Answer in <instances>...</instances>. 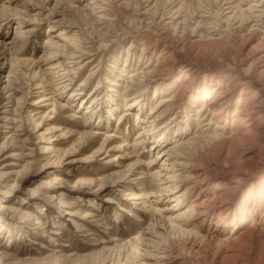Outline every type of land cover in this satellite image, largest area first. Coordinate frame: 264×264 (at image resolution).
<instances>
[{
    "label": "rangeland",
    "instance_id": "1",
    "mask_svg": "<svg viewBox=\"0 0 264 264\" xmlns=\"http://www.w3.org/2000/svg\"><path fill=\"white\" fill-rule=\"evenodd\" d=\"M263 51L264 0H0V92L12 102L0 106V264L248 260V239H231L254 225L251 210L264 214V160L251 155L264 129L240 142L235 116L257 89L233 85ZM83 52L80 71L66 67ZM160 64L163 80L138 86ZM205 171L204 223L200 190L176 196Z\"/></svg>",
    "mask_w": 264,
    "mask_h": 264
},
{
    "label": "bare ground",
    "instance_id": "2",
    "mask_svg": "<svg viewBox=\"0 0 264 264\" xmlns=\"http://www.w3.org/2000/svg\"><path fill=\"white\" fill-rule=\"evenodd\" d=\"M151 0H146V3H149ZM233 4V1H229L228 2V5L229 6H232ZM149 5V4H148ZM149 7V6H148ZM147 7V8H148ZM233 8V7H232ZM147 11H149V8L147 9ZM232 11V10H231ZM258 12V11H257ZM147 13V12H146ZM254 13V12H253ZM251 15V14H250ZM258 17V16H257ZM163 22V21H162ZM160 24V23H159ZM167 24V23H166ZM158 26V25H157ZM156 27V26H155ZM160 27V30L157 34V36H155L156 38V41L157 43H159V40H162V39H168L169 40V37L167 35V32L165 30V28ZM155 29V28H154ZM158 29V28H156ZM157 31V30H156ZM110 34V33H109ZM140 34V33H139ZM142 36V35H141ZM144 36V34H143ZM151 36V35H150ZM154 37V36H153ZM147 38V37H146ZM149 38V36H148ZM152 38V37H151ZM154 38V39H155ZM153 39V40H154ZM149 40H151L149 38ZM152 41V40H151ZM150 41V42H151ZM149 41L146 40V47H148ZM161 42V41H160ZM165 42V41H164ZM154 43V42H153ZM156 43V42H155ZM156 43V44H157ZM155 44V45H156ZM160 44V43H159ZM59 44L57 43H53V42H50V46H52V48H55L57 49L59 46ZM158 45V44H157ZM170 46V45H169ZM178 46V45H177ZM154 47V46H153ZM159 47V45H158ZM166 47V46H164ZM163 47V49H165ZM62 48V47H61ZM61 48H59L61 50ZM156 48V47H155ZM175 48V47H174ZM151 49V48H150ZM167 49V48H166ZM170 49V48H169ZM184 49H185V46H184ZM183 49V50H184ZM59 51V50H58ZM144 51H148L149 52V49L147 48H144ZM143 51V52H144ZM167 52V51H166ZM75 53V52H74ZM57 56V55H55ZM72 57H70L69 59L66 60L67 62V65L66 67H69V66H72L70 68H74V70L77 71H80V69L83 68L84 65L83 62H81L82 60L85 59V57L87 56V54L85 52H83L81 55H77V54H73L71 55ZM163 57V56H162ZM167 58V57H166ZM161 59V58H160ZM162 60V59H161ZM167 61V60H165ZM168 62V61H167ZM161 63V62H160ZM166 64V62L164 63ZM82 65V66H81ZM61 66V65H59ZM165 65H162L160 64L155 70L153 71H150L149 73H142L140 74L139 76L136 75L135 78H139V79H136V80H133V81H138L139 80V84L138 86H146L147 84L150 85L151 83L153 82H157L158 80H163V78L161 77L159 79V77L161 76H157L159 72H161V69L162 70H165L166 67H163ZM258 66H261L262 70L261 71H258L256 72L254 69H256ZM62 67H63V64H62ZM61 67V68H62ZM59 68V67H58ZM59 68V69H61ZM64 68V67H63ZM239 68V67H238ZM252 68L253 70L249 73H244L243 75L247 78L244 82H242V84H240V79L238 77V75L236 76V78L234 80H236L237 78V81L238 83L235 85H233V87H238V86H243V90L242 91H252V89H257V93L253 96H251L250 98L247 99L248 101V108L249 110L246 111V109H244L245 111H239L238 113H236V123H240V122H245V125L243 127V131H239L240 136L239 139H240V142L242 141H247L248 144H253L254 142V139L255 137L257 138L256 136V132L257 131H261L262 129H264V127H262L264 125V51L260 54L259 57L255 58V60L253 61L252 63ZM170 69V68H169ZM65 70V69H64ZM188 71V70H187ZM164 73V71H163ZM188 73V72H187ZM162 74V73H161ZM164 76V75H162ZM152 78H158V80H154ZM11 79V78H10ZM134 79V78H133ZM236 82V81H234ZM134 83V82H133ZM68 84V83H67ZM67 87H70V84L67 85ZM240 84V85H239ZM84 85H80L79 88L76 89L75 93L71 95V97L73 96H79V95H83L84 93ZM187 88V86L184 85V90ZM65 89V88H64ZM68 89V88H67ZM66 89V90H67ZM228 89V88H227ZM226 92V91H225ZM231 92V91H230ZM29 93V92H28ZM27 93V94H28ZM210 90H208V95L210 94ZM223 93V92H222ZM228 92L224 93V94H221V95H216L214 97H212L211 99H209V101H207V106L205 107H208L209 109L211 108H214L216 107V105H218L220 103V101H224L227 99V97L225 95H227ZM207 95V94H206ZM7 96V95H6ZM2 92H0V106L2 105H6L7 104H11L12 102H9L11 101V98L10 97H6ZM95 96V95H94ZM97 97V96H95ZM182 96L181 95H177V96H174L171 100H168L166 101L165 104H169L168 106V109L166 110H170V112H172L173 110L175 111L176 108H179V103L181 102L180 101V98ZM93 98L92 100H96V98L94 97H91ZM138 98L140 97H137L133 100H131L129 103H130V107L134 106V104H136ZM7 101L6 103L3 104L4 101ZM246 101V102H247ZM227 103H229V101H227ZM26 102H23L22 106H21V110L24 108ZM7 106V105H6ZM0 107L1 109H6L7 107ZM229 105H227L226 107H223L221 109L220 112L217 113L216 117L219 116L218 118L221 117L222 115V110H227L229 109L228 108ZM92 108V107H91ZM90 107L87 109V110H90L91 109ZM205 109V108H204ZM8 111H4L3 113L7 114ZM89 112V111H87ZM201 113V112H200ZM161 115H159L158 117H160ZM234 116V115H233ZM6 119V117H5ZM235 121V120H233ZM235 123V122H234ZM260 136V134H257ZM236 136V135H235ZM236 139H238L236 137ZM242 140V141H241ZM260 140H261V144H259L260 146L258 147L256 153L254 152H251V155L253 156V158L255 157V159L257 160H264V131L261 133V136H260ZM237 141V140H236ZM239 141V140H238ZM244 143V142H242ZM188 144V143H187ZM185 144V145H187ZM173 153V152H172ZM167 154V153H166ZM250 156V155H249ZM170 157V156H169ZM227 168V167H226ZM247 168V167H246ZM245 169V168H244ZM233 170V169H232ZM243 170H235V171H231L230 169H227L223 172L224 176H229V177H232V176H235L236 173H240L242 172ZM9 173V172H8ZM159 174V173H158ZM5 175L4 178H9L7 174H2V176ZM208 175H209V171H205L203 173H200L196 178H195V181L191 184L190 188L188 189L187 192L183 193V194H180L178 196H176L178 199L179 202H181L182 199H186L187 197H190L192 194H194L197 190H200V194L198 196V198H195L194 200V206L192 207L193 210H194V214L197 216V218H201L202 219V222L205 223V221L210 217V211L209 210H206V207H205V202L202 203V204H198L199 202V199H200V195L203 191V184L206 183L207 179H208ZM1 177V176H0ZM247 179H244V177L242 178V181H245ZM43 182V181H42ZM41 182V183H42ZM237 183L236 184H232L229 186L227 192H225L223 195H221V197L219 199L221 200H225L226 196H235L237 194V192L239 191V188L242 184L241 181H236ZM44 183V182H43ZM19 184V183H18ZM18 184L16 186H18ZM44 186H47V185H42L40 188H43ZM39 188V189H40ZM13 190V189H12ZM14 191V190H13ZM11 192V191H10ZM178 193V192H177ZM33 196V195H32ZM34 196H36V194L34 193ZM228 198V197H227ZM4 209V208H3ZM2 209V210H3ZM16 210V209H15ZM255 210L254 209V212L253 210H251V216L254 218V225L250 228V230H248V232L246 234H244L242 237H238V238H233L231 239V241H243L244 243V240L245 239H248V250H250V252L247 254L248 255V260L245 258L246 255H244V257L242 258H245L244 260L245 261H241V262H237L238 264H262L264 263V214L259 217L258 215L255 214ZM15 213V214H14ZM14 215H17L19 214L18 210L14 211ZM253 213V214H252ZM21 216L20 219L23 220L25 219V215L23 214H20ZM15 217V216H14ZM18 217V219H19ZM176 220H178V218H176ZM180 220V219H179ZM178 220V221H179ZM172 221V219L170 220ZM21 222V221H20ZM23 222V221H22ZM211 233V232H210ZM215 233V232H213ZM206 238H209L211 237V235H207V236H204ZM213 240V239H212ZM240 243V242H239ZM238 243V244H239ZM237 244V242H236ZM235 244V245H236ZM240 245V244H239ZM238 245V246H239ZM237 246V247H238ZM236 247V246H235ZM244 248V246L242 247H238L236 250H240V251H237V252H241L243 251L242 249ZM247 252V251H246ZM243 254V252H242ZM235 255V253H234ZM229 257V256H228ZM234 257V256H233ZM165 258V257H164ZM164 258H162L164 260ZM238 258H240L238 256ZM168 259V258H166ZM235 259V258H234ZM237 259V257H236ZM235 259V260H236ZM241 259V258H240ZM239 260V259H238Z\"/></svg>",
    "mask_w": 264,
    "mask_h": 264
}]
</instances>
